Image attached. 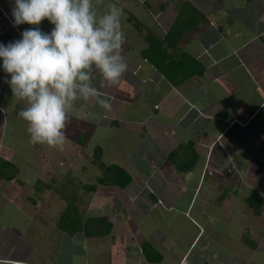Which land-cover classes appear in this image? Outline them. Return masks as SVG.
<instances>
[{
	"label": "crops",
	"instance_id": "obj_1",
	"mask_svg": "<svg viewBox=\"0 0 264 264\" xmlns=\"http://www.w3.org/2000/svg\"><path fill=\"white\" fill-rule=\"evenodd\" d=\"M183 1L111 0L123 10L122 26L126 33L123 52H132L128 70L117 85L107 86L93 68L90 80L97 96L88 101L78 98L68 109V117L71 116L68 122L74 121V126L67 129L76 130L70 138L75 140L80 132L87 135V154L93 167L101 171L92 151L98 144L104 149V162L119 164L132 175V182L125 188L99 184L95 191L87 190L89 195L82 193L84 204L80 205L78 200L85 217L114 218L112 232L89 237L81 231L70 236L58 226L63 210L57 211L56 217L50 216L54 221L43 225L49 242H43L35 251L32 246L28 249L26 236L12 237L16 244L23 240L22 245L18 254L0 253V264H75L73 259L84 257L81 261L85 264H111V260H106L108 253L107 258L120 253L115 264H186L202 233V237L210 234L211 243L223 241L208 232L214 227L210 219L218 217L207 215L204 205L230 214L238 202L248 204L246 198L253 192L264 197V0H190L206 19L177 46L166 44L169 54L166 62L179 60V65L175 64L180 73L167 76L143 56L148 46L145 33L150 30L162 36L167 32ZM109 2L93 0L98 15ZM13 6L14 0H0V43L5 45L20 39L25 29L37 27L27 23L13 26ZM38 27L47 33L54 25L45 19ZM199 67L200 74L178 81L177 74ZM1 75L10 79L4 71ZM5 78L0 81L3 114L11 107L19 108L17 102L6 98L8 91L13 95L11 89H2L6 87ZM98 98L108 99L111 110L102 108ZM75 110L82 113L78 118L72 116ZM98 121L103 123L97 124ZM184 145L191 146L187 153L178 151ZM15 155L12 154L11 161H19ZM193 159L196 162L191 169L177 166ZM21 173L20 170L18 177ZM100 175H95L93 182ZM159 180L160 184L156 183ZM202 189L205 195L199 205L196 196ZM92 193L97 199L91 200ZM140 194L146 203H141L143 209ZM129 207L132 212H125ZM262 207L261 215L253 214L259 219L264 218V202ZM94 210L98 215H93ZM122 211L126 213L125 219L120 215ZM231 219L230 229L237 224L240 229L234 238H226L235 242L230 246L232 251L237 249L243 254L247 242L242 238V230L247 228L246 221L241 222L243 218L239 217ZM43 227L40 225L39 233ZM248 232L255 244L252 248L247 243L248 247L257 249L258 241L264 242V228L254 227ZM144 241L151 242L163 255L161 262L148 261L141 248ZM208 246L204 243L202 249ZM37 251L41 258L33 257ZM47 255L60 261L48 259ZM204 258L203 264H207L209 259Z\"/></svg>",
	"mask_w": 264,
	"mask_h": 264
},
{
	"label": "clouds",
	"instance_id": "obj_2",
	"mask_svg": "<svg viewBox=\"0 0 264 264\" xmlns=\"http://www.w3.org/2000/svg\"><path fill=\"white\" fill-rule=\"evenodd\" d=\"M13 26L29 24L21 38L0 43L2 69L13 98L26 102L18 116L26 123L29 142L63 148L68 109L78 98L97 96L90 71H99L107 86L117 85L128 70L123 55L126 33L123 10L107 4L99 14L93 0H14ZM47 19L54 27H38ZM97 103L111 110L108 99Z\"/></svg>",
	"mask_w": 264,
	"mask_h": 264
},
{
	"label": "rangeland",
	"instance_id": "obj_3",
	"mask_svg": "<svg viewBox=\"0 0 264 264\" xmlns=\"http://www.w3.org/2000/svg\"><path fill=\"white\" fill-rule=\"evenodd\" d=\"M106 7L107 5L105 6V9ZM103 11L104 10H102V13ZM123 53L125 62L128 65V58L132 57V52ZM0 63H2V59H0ZM2 72L3 69L0 64V81L4 80L5 78L1 75ZM5 75L9 76V74L6 73ZM4 85L6 87L2 86V89H10L7 83H5ZM1 96L2 91L0 92V97ZM6 98L8 99V101H10L11 99L13 103L17 102L19 108L15 109V107H11L8 110H4V114L0 111V157H6L12 160V154H16L15 157L19 161L13 160L12 162H14L21 170V172L23 171V173H21V177L19 178L21 179L20 182L18 180H0V253H6L10 251L14 253L15 251L14 254H18L16 252H18L23 240H18V243L16 244L12 241V237L19 236V238L23 239V237L26 236V239H24L26 240L28 249H30L32 246L36 251L43 242V244H45V242H49V237L46 238V236L44 235L47 229L45 230L43 225L46 222L49 223L50 221H54L52 218H50V216L56 217L57 214L55 213H57V211L58 213H60L67 205L63 196L59 195L60 193L57 194L53 190H45L42 193L38 192L34 185L36 180L38 178H41L49 182L52 181V178H54L58 180L57 183L63 180H65L64 183H67L69 179H73L76 185L69 184L68 187L70 185H73V187L69 188H71L72 193H75V195H77V199L80 201L81 205V203L84 204L85 202V197L84 195H82V193L84 192L85 194L89 195V191L84 190V188H79L75 191L74 186L81 187L84 186L85 183H96L93 182L94 176L100 174L101 171L97 170V168H94L90 163V156L89 154H87L88 146L81 145L78 140H72L70 138V136H72V133L76 132V130H71V132H69V129L66 128V139L62 149L58 147L52 148L47 145L36 144L38 147L32 145L29 142L26 123L21 120V118L16 113L18 112V110H21L26 106V102L15 100L11 96V94H9V91ZM81 114L82 113L80 112V110H75L74 112H72V116H75V118H78L79 115L81 116ZM82 120L85 122L87 120V117H84ZM101 122L102 121H98L97 124H101ZM70 125L74 126V121L69 120L67 127H71ZM72 128L73 127H71L70 129ZM94 130L95 129L92 128V131ZM161 142L162 141H160V143ZM28 145L30 147H28ZM42 154L44 155V158H41ZM54 159L55 161H52ZM80 161L81 163H79ZM82 166H85L86 169L83 170ZM46 173L48 175H46ZM172 180L173 178L170 179V181ZM156 183L160 184V180ZM107 189L109 190L110 188ZM159 189L162 190L161 187ZM204 195L205 190L202 189L200 194L196 196L197 204L200 205L201 203H203ZM209 195L211 196L210 193ZM90 196L91 200L97 199L93 195V193L90 194ZM32 197L36 199V204H34ZM139 203L143 209L142 204H146L143 194H140L139 196ZM136 204L137 203H135L134 208ZM99 205H101L100 202ZM246 205L238 202L235 208H233V213L230 214L228 212H224L223 209H216L215 207H213V205H204L203 209L206 211L207 215L209 214L213 217L217 215L216 217H218L217 220L210 219V222L214 227L213 229H209L208 232H212L214 236H218V239L223 241L211 243L209 238L210 234L207 233L202 237V233L189 253L190 258L189 255L187 256V259H189L186 264H191V259L196 261L198 264H203V261L205 260L204 257H207L209 259L207 264H232V262L234 264H264V242L261 243L258 241L257 249H251L250 247H248L246 243L247 241L245 240H249L248 237L251 238L250 235L248 236V234H250L248 233L249 230L252 232L254 230V227L261 229L262 227L264 228V218L262 217V219H259L258 217L254 216L253 212L248 210ZM140 206H138L136 209L140 208ZM96 210L92 211L94 213H92L93 215H98V211ZM125 210V212H132V208L130 207L129 209ZM45 214L47 215L46 221ZM42 215H44V217ZM120 215L122 219L126 218V213H123V211ZM235 217L243 218L242 221L240 220L241 222L246 221L244 227L247 226V228L242 230V232L244 233L242 238L246 243L243 254L241 252H238L237 249H233V252L230 248L231 245L235 244L233 238L240 229V225L238 224L235 225L233 229H230V227L228 226V222L230 220L232 221L231 218ZM146 221H148V219ZM210 222H207V225H210ZM40 225L43 227V229L39 233L38 230L40 229L38 228H40ZM36 232L37 234H35ZM226 236H231L233 238L229 239L226 238ZM206 241L209 244H207ZM204 243L206 245H209L206 249H202ZM77 249L81 250V247L77 245ZM108 254L105 255L106 260H111V264H115L116 261L121 257L119 255L120 253H118L116 257H114V254H112L110 258H107ZM199 254L200 256H198ZM105 256L103 255L101 256V258L103 259ZM33 257L37 259L41 258L40 252H33ZM47 257L48 259H53L52 256L47 255ZM55 259L59 260L56 257ZM83 259H85V257ZM68 260L70 262L71 258L68 257ZM74 260L75 264L86 263L84 261L82 263L79 258L73 259L72 262ZM103 262L105 263V260H103ZM13 264L19 263L13 262Z\"/></svg>",
	"mask_w": 264,
	"mask_h": 264
},
{
	"label": "trees",
	"instance_id": "obj_4",
	"mask_svg": "<svg viewBox=\"0 0 264 264\" xmlns=\"http://www.w3.org/2000/svg\"><path fill=\"white\" fill-rule=\"evenodd\" d=\"M221 1V0H219ZM206 19L205 14L195 7L190 0H184L180 5L177 16L172 23L171 27L162 36L148 31L145 33V39L147 41V48L143 51V56L149 60L161 73L167 76H175L179 73L177 69V64L179 60L172 62H166L169 59L168 49L166 44L169 46H177L178 42L190 31L198 27ZM142 25L141 23H139ZM138 24V25H139ZM139 27V26H138ZM140 27H144L143 25ZM186 55V54H185ZM187 56V55H186ZM175 64V65H172ZM179 65V63H178ZM185 70V69H184ZM191 70V72H190ZM185 71L184 74H177L178 81L184 80L192 75L200 74L201 68L190 69ZM81 145L88 146V138L80 132L77 138ZM191 146L184 145L178 148V151L187 153V150ZM94 162L101 170V175L97 177L96 183L85 184L81 186L84 190L95 191L99 184H104L108 186H118L121 188L127 187L132 182V175L119 164H108L103 161L104 149L102 146L96 144L92 148ZM187 156L184 154V157ZM196 161L187 160L186 163H177V166L181 169L192 168ZM20 169L18 166L6 157H0V180L2 181H15L19 182L21 179L18 177ZM65 180L57 183L56 179L52 181H45L38 178L35 182L36 190L40 193L45 190H53L57 194L63 196L67 205L61 212L58 219V226L63 229L70 236H74L78 232H84L87 236H106L109 235L114 227V218L103 216V217H85L80 210L79 201L77 195L72 193L71 188L75 184L73 179H69L67 183ZM71 182V183H70ZM69 184L70 185L68 187ZM76 185V184H75ZM78 186H74L76 191ZM33 198V197H32ZM253 214L259 216L263 212V202L264 197L253 192L249 197L246 198ZM33 202L36 203V199L33 198ZM249 233V232H248ZM250 235V234H249ZM248 235V236H249ZM245 239L250 247H255L254 242L250 237ZM141 248L146 258L150 262H161L163 255L152 245L149 241H144L141 244Z\"/></svg>",
	"mask_w": 264,
	"mask_h": 264
}]
</instances>
